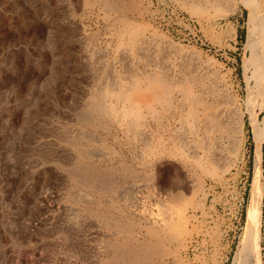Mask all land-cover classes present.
I'll return each instance as SVG.
<instances>
[{
    "label": "rangeland",
    "instance_id": "obj_1",
    "mask_svg": "<svg viewBox=\"0 0 264 264\" xmlns=\"http://www.w3.org/2000/svg\"><path fill=\"white\" fill-rule=\"evenodd\" d=\"M263 117L264 0H0V264H264ZM77 146L120 190L81 186Z\"/></svg>",
    "mask_w": 264,
    "mask_h": 264
},
{
    "label": "bare ground",
    "instance_id": "obj_2",
    "mask_svg": "<svg viewBox=\"0 0 264 264\" xmlns=\"http://www.w3.org/2000/svg\"><path fill=\"white\" fill-rule=\"evenodd\" d=\"M139 30V29H138ZM134 31V30H133ZM136 37V36H135ZM141 48V47H140ZM138 50H141V49H138ZM121 60V59H120ZM161 61V60H160ZM164 68V67H163ZM160 73V72H159ZM185 73H186V71H185ZM158 75V74H157ZM160 75H162V74H160ZM127 76V75H126ZM137 76V75H136ZM152 76H154V75H152ZM159 76V75H158ZM135 77V76H134ZM154 77H156V75L154 76ZM160 78V77H159ZM155 80H157L156 78H155ZM159 80V79H158ZM161 80H163V78L162 79H160V82H161ZM112 81V80H111ZM113 82V81H112ZM152 82H154V81H151V83ZM164 82V81H163ZM141 83V82H140ZM165 83V82H164ZM192 83V82H191ZM144 83H142V85H143ZM149 84V83H148ZM162 85H163V83H161ZM169 84V83H168ZM100 85V84H99ZM136 85H137V83H136ZM138 85H139V83H138ZM156 84H154L153 86H155ZM171 85V84H170ZM135 86V84L133 85V87ZM146 86V85H145ZM152 86V84H150V86L149 87H151ZM152 86V89H151V93L152 94H156V96H158L157 98H160L159 96H162L163 98H164V95H167V97H165L166 98V101H168V102H170V101H172L174 98H171V94L169 95V93H167V94H165V92H164V89L162 90L161 88H163L164 87V85H163V87L162 86H160V85H158V87L157 86H155V87H153ZM159 86L161 87V88H159ZM166 86V85H165ZM183 86V85H182ZM185 86V85H184ZM193 86V85H192ZM103 87V86H102ZM118 87V86H117ZM132 87V88H133ZM136 87H138V86H136ZM135 87V89H132V91L134 92V93H136V92H138V94H139V92H141L140 90L142 89L141 87H140V85H139V87L138 88H136ZM148 86L146 87V88H144V89H146V92L147 91H150V89H148L147 90V88H149ZM186 87H187V85H186ZM101 88V87H100ZM99 88V89H100ZM113 88V87H112ZM111 88V89H112ZM140 88V90H136V89H139ZM165 88V87H164ZM174 88V87H173ZM178 88V87H177ZM183 88V87H182ZM181 88V89H182ZM104 89V88H103ZM107 88H105L103 91H105ZM166 90V92H167V89L170 91L171 89H169L168 88V86H167V88H165ZM186 89V88H185ZM191 89V88H190ZM189 89V90H190ZM95 90V89H94ZM115 90V89H114ZM135 90H136V92H135ZM153 90V91H152ZM188 90V92H187V90H185V95L187 94V98L188 99H190V100H192V102L194 101V97H193V99H192V94H191V92ZM194 90V89H193ZM100 91V90H99ZM108 91H109V89H108ZM143 91V90H142ZM100 92H102V91H100ZM107 92V90L105 91V93ZM112 92V91H111ZM115 92V91H114ZM128 92V91H127ZM127 92H123V93H121L120 91H119V93H117L116 95H117V99L118 100H125V101H123V102H125V103H127L131 98H133L132 96H133V92H129V94L130 95H128L127 94ZM176 92V91H175ZM182 92V91H181ZM99 93V92H98ZM109 93V92H108ZM116 93V92H115ZM142 93H144V92H142ZM161 93V94H160ZM171 93V92H170ZM90 94V93H89ZM93 94V93H92ZM97 94V93H96ZM101 95H102V97H101V95H98L99 97H93L92 99H93V101L92 100H89L90 101V104L93 106L92 108H94L93 110L94 111H96V113L95 114H98V115H104V114H107L108 115V117L110 116L109 115V112H110V110L111 109H113L112 107H114V106H111V108H110V110H109V108H108V106H107V99H106V97H103L104 95L106 96L107 94H104V93H100ZM131 94H132V96H131ZM137 94V93H136ZM145 94V93H144ZM144 94H142L143 96H144ZM183 94H184V92H183ZM94 95V94H93ZM109 95V94H108ZM107 95V96H108ZM142 95H140V96H142ZM148 95H149V93H148ZM148 95H145V96H147L148 97ZM154 95H153V98H154ZM96 96V95H95ZM156 96H155V101H158V104H161V102L159 103V101H161L163 98L161 97V99L159 100V99H157L156 100ZM152 97V95L150 96V98ZM196 97L197 96H195V99H196ZM108 98H109V96H108ZM186 98V97H185ZM91 99V98H90ZM146 99V98H145ZM149 99V98H148ZM148 99H147V101H148ZM152 99V98H151ZM168 99V100H167ZM171 99V100H170ZM188 99H187V101H185V102H188ZM141 100V99H140ZM92 101V102H91ZM127 101V102H126ZM133 101H136V100H133ZM132 101V102H133ZM153 101V100H152ZM164 101V100H163ZM166 101H165V103H166ZM117 102V101H116ZM130 102L131 101H129V104H130ZM132 102H131V104L128 106L127 105V107H131L132 108V106L131 105H133L132 104ZM183 102V101H182ZM133 103H135V102H133ZM171 103V102H170ZM194 103V102H193ZM87 104V103H86ZM88 104H89V102H88ZM89 104V105H90ZM136 104V103H135ZM134 104V105H135ZM147 104H148V102H147ZM152 104V103H151ZM155 104V103H154ZM205 104V103H204ZM88 105V106H89ZM125 105V104H124ZM134 105H133V107H134ZM149 105V104H148ZM170 105V104H169ZM87 106V105H86ZM117 106V105H116ZM116 106L114 107V109L116 108ZM126 106V105H125ZM136 106V105H135ZM152 106V105H151ZM171 106V105H170ZM124 107V106H123ZM92 109L91 107H87V109ZM138 108V107H137ZM136 108V109H137ZM154 108V107H153ZM170 108V107H169ZM134 109V108H133ZM139 109V108H138ZM137 109V110H138ZM92 110V111H93ZM132 110V109H131ZM152 110H154V109H152ZM206 110V109H205ZM91 111V112H92ZM113 111V110H112ZM111 111V112H112ZM115 111H116V109H115ZM115 111H113L114 113H116ZM121 111H122V109H121ZM133 111H135V110H133ZM133 111H131V113L133 112ZM140 109L138 110V112L140 113ZM166 111V110H165ZM207 111H208V109H207ZM86 112V111H85ZM84 112V113H85ZM118 112V111H117ZM123 112V111H122ZM138 112H136L137 113V117H138V115H140ZM154 113H155V115H156V113L158 112H155V111H153ZM190 112V111H189ZM88 113H90V110H89V112ZM93 113V114H94ZM119 113V112H118ZM117 113V114H118ZM124 113H126V111L124 112ZM130 113V112H129ZM190 113H192L193 114V112H190ZM202 113V112H201ZM83 114V113H82ZM82 114H79V116L80 115H82ZM92 114V115H93ZM112 114V113H111ZM121 114V113H120ZM119 114V115H120ZM123 114V113H122ZM121 114V115H122ZM170 114V113H169ZM84 115V117H85V115H87V114H83ZM113 115V114H112ZM112 115L110 116V117H112ZM124 115V114H123ZM122 115V116H123ZM134 115V114H133ZM136 115V114H135ZM171 115H173V114H171ZM190 115V114H189ZM196 114H195V112H194V116H195ZM211 115V114H210ZM88 116V115H87ZM90 116V115H89ZM88 116V119L90 118ZM118 116V115H117ZM158 116V115H157ZM192 116V115H191ZM81 118H82V116H80ZM79 117V118H80ZM96 117H98V116H96ZM107 117V116H106ZM116 117V116H115ZM118 117H120L119 119H122L121 118V116H118ZM117 117V118H118ZM129 117H130V114H129ZM137 117H135V118H132V120L134 119V120H136V119H139V118H137ZM140 117V116H139ZM173 117V116H172ZM211 117V116H210ZM228 117V116H227ZM232 117V116H231ZM238 117V116H237ZM86 118V117H85ZM127 118V117H126ZM194 118H197V116H195ZM215 118V117H214ZM214 118H209L210 120H213ZM219 118V117H218ZM233 118V117H232ZM231 118V119H232ZM92 119V117L90 118V120ZM93 119H95L94 117H93ZM93 119H92V121H93ZM118 119V120H119ZM217 119V118H216ZM234 119V118H233ZM76 120V119H75ZM82 120H84V118L82 119ZM86 120V119H85ZM97 120H98V118H97ZM96 120V121H97ZM188 120V119H187ZM263 120H264V117H263ZM81 121V120H80ZM88 121V120H87ZM96 121L94 122V123H96ZM213 121H215V120H213ZM212 121V122H213ZM86 121H83L82 123H85ZM131 122H134V124H135V121H131ZM146 122V121H145ZM217 122H219V121H215V124L217 123ZM264 122V121H263ZM262 122V123H263ZM78 123V122H77ZM89 123V122H88ZM87 122L85 123V124H88ZM100 123V122H99ZM102 123V122H101ZM120 123V122H119ZM137 123V122H136ZM161 123V122H160ZM185 123H187V122H185ZM222 123H224L223 121H222ZM91 124V123H90ZM104 124V123H103ZM132 125V127H134L135 125ZM95 125H98V124H95ZM162 125V124H161ZM89 126V125H88ZM100 126H102L101 124H100ZM99 126V127H100ZM104 126V125H103ZM137 126H139V123H138V125H136V127L135 128H139V127H137ZM216 126V125H215ZM91 127H93V126H91ZM105 127V126H104ZM107 127H109V125L107 126ZM127 127H129V126H127ZM143 127H144V125H143ZM163 127V126H162ZM209 127H211V126H209ZM159 128V127H158ZM157 128V129H158ZM164 128H165V126H164ZM219 128H221L220 126H219ZM227 128V127H226ZM78 129V128H77ZM110 129V128H109ZM132 129V128H131ZM213 129V128H212ZM225 129V128H224ZM224 129H220V130H224ZM234 129V128H233ZM133 130V129H132ZM215 130H217V129H215ZM219 130V131H220ZM47 131V130H46ZM134 131H135V129H134ZM257 133H258V136H259V142H258V144L256 145V149H255V160H256V162L258 163V166H259V163H260V157H261V143H260V141H261V139H262V136H263V134H264V125L263 126H261V125H259V122H258V124H257ZM86 134V133H85ZM138 134H139V131H138ZM81 135V134H80ZM83 135V134H82ZM88 135V134H87ZM139 135H143V134H139ZM147 135V134H146ZM77 136V135H76ZM83 136H85V135H83ZM82 136V137H83ZM128 136V135H127ZM144 136V135H143ZM148 136V135H147ZM146 136V137H147ZM75 137V136H74ZM207 137H208V135H207ZM85 138H86V136H85ZM90 138H92V137H90ZM142 138V137H141ZM75 139V138H74ZM79 139H80V136L77 138V140H75V141H77V143L79 142ZM219 139V138H218ZM84 140V139H83ZM220 140H221V138H220ZM71 142V144H73L72 146H76V142ZM80 141H82V140H80ZM141 141H142V139H141ZM187 141V140H186ZM234 141V140H233ZM67 142V141H66ZM68 142H70V141H68ZM85 142V141H84ZM83 142V143H84ZM80 143V142H79ZM78 143V144H79ZM85 143H87V142H85ZM143 143V142H142ZM236 143V142H235ZM77 144V145H78ZM85 145V144H84ZM80 146V145H79ZM78 147V146H77ZM82 147V146H81ZM81 147H78L77 148V150H78V156H79V154H80V156H81V159H82V161H80V162H75V163H73L71 166H70V168H69V172H70V174L81 184V186H83V187H86V188H90V189H93V190H99L101 193H104V194H111V193H115V192H117L118 190H120V189H118L117 190V186L118 185H116V181L114 182V179H113V173H112V171L111 170H105L104 172H102V170H100V169H98V168H96L95 166H91V165H89L88 163H87V161L89 160V152H87V150H84V149H82ZM148 147V146H147ZM147 147H145V148H147ZM75 150V149H74ZM76 150V151H77ZM94 150V149H93ZM218 150V149H217ZM216 150V151H217ZM93 152V151H92ZM92 152H90V153H92ZM214 154H215V151H214ZM92 155H94L93 153H92ZM219 155H217V158H219L218 157ZM94 157V156H93ZM215 157V156H214ZM217 158H215V159H217ZM69 159V158H68ZM75 159H76V157H75ZM212 159H213V157H212ZM47 160H48V158H47ZM122 165V164H121ZM68 166V165H67ZM128 167V166H127ZM108 169V168H107ZM109 169H112V168H109ZM68 170V169H67ZM215 172V171H214ZM119 174V173H118ZM126 174H127V172H126ZM131 174V173H130ZM179 177V176H178ZM214 177V176H213ZM134 179V178H133ZM77 182V183H78ZM124 187V186H123ZM72 188V187H71ZM139 188V187H138ZM124 189V188H123ZM72 190V189H71ZM88 190V189H87ZM124 191V190H123ZM100 192H99V194H100ZM162 192V191H161ZM96 193V192H95ZM124 193V192H123ZM177 195V194H176ZM83 200V199H82ZM91 201V200H90ZM87 202V201H86ZM110 202V201H109ZM160 202V201H159ZM131 206H132V204H131ZM175 212H176V209H175ZM177 213V212H176ZM179 214V213H178ZM181 217V216H180ZM179 220H180V218H179ZM106 223H108V222H106ZM107 226V225H106ZM127 229V228H126ZM125 232V231H124ZM130 232V231H129ZM126 233V232H125ZM128 233V232H127ZM23 234V233H22ZM112 234V233H111ZM119 236V235H118ZM127 236V235H126ZM110 237V236H109ZM113 237V236H112ZM30 238V237H29ZM118 241V240H117ZM124 241V240H123ZM122 242V241H121ZM120 242V244L121 245H123L124 244V242H122L121 243ZM114 242H112V241H109V244H110V246H111V244L113 245L112 247H113V249L110 247V246H108L107 245V242H106V245H105V247L106 246H108L109 248H111L112 249V252H113V250H114V254H112V256H113V258H114V260L116 261H114L113 260V263H118L119 261H117V260H120L121 258H123V259H125V258H128V257H131V254L132 255H135L132 251H130L131 250V247L129 246V245H127L128 246V248H130V250H128V249H126V248H123V247H121V246H118L119 244H117L116 243V241H115V243L113 244ZM147 244V243H146ZM131 245V244H130ZM140 245V244H139ZM138 245V246H139ZM126 246V245H125ZM136 247V246H135ZM133 248V247H132ZM138 248V247H137ZM151 248V247H150ZM154 247H152V249H153ZM102 249V248H101ZM134 249V248H133ZM136 249V248H135ZM134 249V251H136ZM139 249V248H138ZM144 250V249H143ZM47 251V250H46ZM105 251V250H104ZM111 250H109V252H110ZM146 251V250H145ZM149 251V250H148ZM254 252L251 254V255H253V254H255V250H253ZM131 252V253H130ZM129 253H130V255H129ZM143 253V252H142ZM157 253V252H156ZM83 254V253H82ZM107 254V253H106ZM140 254V253H139ZM146 254H147V252H146ZM149 254V253H148ZM153 254V253H152ZM155 254V253H154ZM109 255H111L110 253H109ZM142 255V254H141ZM143 255H145V254H143ZM112 256H110V259L112 258ZM138 256V255H137ZM148 256H151V253H150V255H148ZM254 256V255H253ZM253 256H251V257H246V258H248L247 259V261H246V264H250L251 263V261H252V259H253ZM105 257V256H104ZM135 257V256H134ZM140 257H143V256H140ZM132 258V257H131ZM146 258V257H145ZM122 259V260H123ZM135 259V258H134ZM137 257H136V261H137ZM142 259V258H141ZM147 259V258H146ZM109 260V259H108ZM107 260V261H108ZM130 260H133V259H129V261ZM139 260H140V258H139ZM110 261V260H109ZM108 261V262H109ZM111 261H112V259H111ZM125 261V260H124ZM124 261H122V263L124 262ZM141 261V260H140ZM135 262V261H134ZM139 262V261H138ZM121 263V262H120ZM119 263V264H120ZM125 263V262H124ZM123 263V264H124ZM128 263H130V262H128ZM132 263H133V261H132ZM104 264V263H103ZM245 264V263H244Z\"/></svg>",
    "mask_w": 264,
    "mask_h": 264
},
{
    "label": "built area",
    "instance_id": "obj_3",
    "mask_svg": "<svg viewBox=\"0 0 264 264\" xmlns=\"http://www.w3.org/2000/svg\"><path fill=\"white\" fill-rule=\"evenodd\" d=\"M192 216H195L196 217L195 214H192ZM196 237L197 236H193L192 238H190L189 245L192 246L194 249H199V247H200L201 248V253H207V250H208L209 245L211 244V242H213L212 239L214 238V234L207 233V234H205V236L200 235L201 242L202 241L204 242V245L203 246H201V245L199 246Z\"/></svg>",
    "mask_w": 264,
    "mask_h": 264
}]
</instances>
